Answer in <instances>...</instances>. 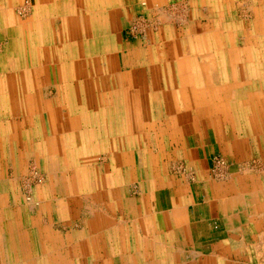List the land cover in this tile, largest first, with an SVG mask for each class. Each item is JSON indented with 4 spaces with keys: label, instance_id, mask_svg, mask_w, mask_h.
<instances>
[{
    "label": "rangeland",
    "instance_id": "1",
    "mask_svg": "<svg viewBox=\"0 0 264 264\" xmlns=\"http://www.w3.org/2000/svg\"><path fill=\"white\" fill-rule=\"evenodd\" d=\"M78 1L77 8L84 14L77 16L89 17L88 13L93 11L90 0ZM127 1L129 13L121 17L120 30L115 32L117 38L108 36L112 30L107 28L113 23L98 28L96 21L89 18L86 23L60 20L54 24L58 40L68 42L66 47L33 46L31 42L18 46L15 31L8 34L0 30V55L6 64L0 67V264H116L112 251H127L129 245L113 247L111 220L121 218L128 225L133 213L144 209L148 189L144 191L142 179L147 172L159 179L161 173L195 175L182 162H167L161 155L150 166L147 152L144 154L147 147L155 153L168 150L166 143L161 142L165 139L160 132L163 125L158 118L160 111L152 110L149 114L151 109L147 111L141 102L148 96L142 89L150 84L165 87L167 80L171 85L178 84L180 80L174 75L177 65L170 64L165 52L174 46L179 52L196 57L200 30L195 27L208 20L196 14L198 4L194 0H154L153 7H147L145 0ZM251 1L254 0H249L250 4ZM27 2L30 0L22 2L20 14L25 20H29L34 6L31 0L32 5L25 7ZM247 2L240 0L241 5ZM254 4L264 11V0ZM239 8L234 5L230 12L224 10L216 22L224 25L232 18L235 34L254 37L256 32L251 25L249 30L242 29L252 23L254 11L242 14ZM263 20L264 15L260 16V21ZM2 25L5 24L0 23V28ZM88 26L93 30L88 32ZM68 32L80 38H75L78 44L69 43L73 39ZM173 36L178 37L176 43ZM256 39L250 42L255 56L258 51L264 52V42L260 39L261 45L256 46ZM108 40L118 48H106ZM208 45L204 50L214 52L223 46L214 42ZM204 57L199 62L206 70L208 60ZM263 65L264 61H250L249 73L254 75L256 67L263 70ZM217 67H222L221 60L217 61ZM247 80L245 90L257 100L250 106L262 116L263 106L259 105L261 110L257 107L260 97L251 91L263 87L264 78L249 75ZM138 86H142V92ZM16 101L22 104L14 109L7 106V102ZM2 126H7L11 134L8 142L1 138ZM221 154L213 156L210 169L215 178L224 179L230 175V162L223 167L224 173H214L221 170L215 169V157ZM256 161L252 159V164ZM131 203H135L134 208ZM122 257L128 259L127 254Z\"/></svg>",
    "mask_w": 264,
    "mask_h": 264
},
{
    "label": "crops",
    "instance_id": "2",
    "mask_svg": "<svg viewBox=\"0 0 264 264\" xmlns=\"http://www.w3.org/2000/svg\"><path fill=\"white\" fill-rule=\"evenodd\" d=\"M37 1L34 0V3L37 4ZM43 1L46 5L42 8L47 7V13L50 11L51 16L47 14V17L56 15V22L78 21L81 15H77L84 14L77 8L78 0ZM53 2L57 3L53 5ZM89 4L93 11L88 13L89 17L87 14L79 17L80 21L84 20L86 23L88 18L95 20L98 28H102L106 23H113L107 28L112 30L108 36L117 38L115 32L120 30L118 27L122 15L129 13L130 2L90 0ZM73 16L76 18H72ZM54 24L51 29L58 39ZM2 26L4 27L0 30H6L8 34L14 30L11 26ZM89 30L92 31L93 27L88 26L87 31ZM46 32L52 35L51 32ZM68 34L70 35L69 32ZM101 36L105 38V35ZM71 37L74 42L69 43L78 44L75 38L79 37L75 34ZM61 43L63 42L59 44ZM208 44L209 47L213 45L211 41H208ZM258 44L261 45L257 43V46ZM116 48L118 47L115 46ZM205 52L208 68L213 67V64L217 67V61L220 59L213 57L215 60L212 61L209 57L214 55V51ZM256 59L259 62L264 61V57L258 55L246 57L244 60L249 63ZM190 61L193 63L191 68L197 70L194 74L192 69L175 72L174 75L180 78L176 88L173 87L175 85L166 84L165 87L152 89L156 87L152 84L145 85L142 91L148 94L145 100L149 105L146 101L141 102L145 104L147 111L151 109L149 114H152V110L160 111L158 118L163 122L160 132L165 139L161 142L166 143L165 148L168 150L166 153H155L147 147L144 154L147 152L146 158L150 166L152 167L154 159L160 158L158 155H161L162 158H167V162H182V165L195 175L192 177L186 172L178 176L161 173L159 179L153 177L152 172H147L146 177L142 179L144 191L148 189V195L142 205L144 209L139 213L134 212L128 225L122 223L121 218L111 220V235L115 238L113 247L117 249V244L129 245L127 251H112L116 264H122L124 261L126 264H264V107L261 116V113L250 106L256 97L253 95L250 98L245 90L249 75L264 78V65L263 70L256 67L254 75L249 73L248 67L246 74L242 72L239 76L233 72H223L221 68H218V73H211L200 69V62L197 63V60ZM191 77L200 79L196 82ZM213 78L218 82L215 86ZM226 78H229L230 82ZM223 83H227L226 89H221ZM139 91L142 92L141 89ZM255 92L260 97L257 107L259 108L260 104L264 106V86L252 89L251 94ZM205 120L209 123L206 124ZM152 139L158 141L157 137ZM217 152L227 157L232 168L230 175L224 179L215 178L211 174V161ZM252 159H258L257 164H252ZM164 164L162 163V166ZM134 204L130 205L134 208ZM116 239L120 240L116 242ZM123 254H127L128 259L122 257Z\"/></svg>",
    "mask_w": 264,
    "mask_h": 264
},
{
    "label": "bare ground",
    "instance_id": "3",
    "mask_svg": "<svg viewBox=\"0 0 264 264\" xmlns=\"http://www.w3.org/2000/svg\"><path fill=\"white\" fill-rule=\"evenodd\" d=\"M26 0H0V23H4L6 25V27H13V31H15L16 33V40H17V45L18 46H26L29 45L30 42L33 44V46H44V43H49L48 45H55V46H67V43H61L59 44V40L57 39L54 31L51 29V26L53 23H56V18L57 16L54 15L52 17H47V14L49 15L50 11H48L46 8L44 7L42 8V6H45L46 3L43 0H38L37 4L34 3L33 6V10L31 13V16L29 17V20H25L23 19L20 14L23 13L22 9L24 7V3ZM257 0L251 1L252 4L249 3H243V5L240 4V0H194V2H197V7L195 8V12L198 15H201V19H207L208 22L203 23V21H200V23L197 24V26L195 27L196 29H198V32L200 30V32L197 34V44L198 45V53L196 57H191L190 54L188 53H181L179 52L174 46H169L170 49H167V51L165 52L167 56L166 58L168 59L169 62H171L170 64L177 65V68H175L174 70V74L175 72H180L182 71H188V69H192V62L190 60H197V63L199 62V60H203L200 59L201 57H204L206 54L205 50H204V44L206 43V45L208 44V41H211L212 43H222L223 46L222 48H219L218 52H214V55H209L210 59L212 61H214L215 59H213V57L219 58L222 62V67L221 69L223 70V72L229 71L230 73L233 72V74H239V76H241V73H245L248 70V67L250 68V66H248L247 61H245L244 59L246 57H253L255 55H253L252 53V49H250V46H252V43L250 44V42H253V40L255 38H257L256 42L259 43L260 39L261 41L264 42V33L262 32L264 30V20L263 22L260 21V16L264 15V11L261 7L255 6L256 4H254ZM261 2L263 0H260ZM48 2V1H47ZM50 2V0H49ZM154 2V0H145V4H147V7H151L152 3ZM112 3V2H111ZM159 3V2H158ZM172 3V2H171ZM259 3V2H258ZM29 5H32L31 0L30 3L27 2V4L25 5V7H28ZM75 5V4H74ZM119 5V4H118ZM176 5V4H175ZM235 5V8H239L238 6H240L239 11L243 14V13H249V11H254L252 14L254 15V18L251 24H244L245 26L242 29L245 30H249V25H251L253 28L252 30L254 32H256V35H254V37H250L249 35H246V33H242V35H238L235 34L234 29L235 26L233 24V20L232 18H230V21H228L227 23H225L224 25L218 24V22H216L217 20V16H220L221 13L224 12V10H227V13L230 12V9L232 10V7ZM80 6V5H78ZM90 6V5H89ZM145 6V5H144ZM168 6H171L168 5ZM200 6H202V8H200ZM153 7V6H152ZM175 7V6H174ZM183 7V6H182ZM181 7V8H182ZM49 8V7H48ZM145 8V7H144ZM162 8V7H161ZM170 8V7H169ZM168 8V9H169ZM27 9V8H25ZM82 9V7H81ZM101 9V8H100ZM107 9V8H106ZM122 9V8H121ZM159 9V8H158ZM167 9V8H166ZM165 9V11H166ZM172 9V8H171ZM77 10V9H76ZM75 10V11H76ZM79 10V9H78ZM77 10V11H78ZM161 10V9H160ZM173 10V9H172ZM175 10H177V8H175ZM182 10V9H181ZM24 11V10H23ZM171 11V10H170ZM169 11V12H170ZM193 11V12H194ZM160 12V11H159ZM26 13V12H25ZM139 13V12H138ZM161 13V12H160ZM164 13V12H163ZM173 13V12H172ZM176 13V12H175ZM53 14V13H52ZM119 14V13H118ZM121 14V13H120ZM144 14V13H143ZM162 14V13H161ZM177 14V13H176ZM188 14V13H187ZM250 14V15H252ZM61 15V14H60ZM59 15V16H60ZM136 15V14H135ZM170 15V14H169ZM168 15V16H169ZM178 15V14H177ZM180 15V14H179ZM183 15V14H182ZM51 16V15H49ZM116 16V15H115ZM140 16V15H139ZM157 16H159L157 14ZM156 16V17H157ZM163 14L160 16L162 19ZM165 16H167L165 14ZM171 16V15H170ZM187 16V15H186ZM192 16V15H191ZM56 17V18H55ZM63 17V16H60ZM81 17V16H79ZM78 17V21H80ZM83 17V16H82ZM121 17V16H120ZM147 17V16H146ZM155 17V16H154ZM153 17V18H154ZM28 18V17H27ZM72 18H76V17H72ZM139 18V17H138ZM143 18V17H142ZM159 18V17H157ZM171 18V17H170ZM187 18V17H186ZM185 18V20H186ZM61 19V18H60ZM83 19V18H82ZM146 19V18H145ZM166 19V18H165ZM173 19V18H172ZM112 20V19H111ZM159 20V19H158ZM75 21V20H74ZM134 21V20H133ZM145 21V20H144ZM157 21V20H156ZM174 21V20H172ZM176 21V20H175ZM180 21V20H179ZM245 20H243L244 22ZM250 21V20H249ZM77 22V21H76ZM75 22V23H76ZM136 22V21H135ZM187 22V21H186ZM253 22H255L256 25H252ZM137 23V22H136ZM185 23V22H184ZM216 26H215V24ZM263 23V24H260ZM92 24V23H91ZM141 24V23H140ZM139 24V25H140ZM195 24V23H194ZM77 25V23H76ZM89 25V24H88ZM142 25V24H141ZM171 24H169L170 26ZM136 26V25H135ZM144 27V26H142ZM176 27V26H175ZM85 28V27H84ZM155 28V26H154ZM192 28V26H191ZM9 30V29H8ZM159 30V29H158ZM251 30V31H252ZM256 30V31H255ZM46 31L51 32L52 35H49ZM177 31V30H176ZM45 32V35H43V33ZM115 32V31H114ZM13 33V32H12ZM11 33V35H12ZM14 33V34H15ZM178 33V32H177ZM195 33V32H194ZM4 34V33H3ZM81 34V33H80ZM160 34V33H159ZM176 34V33H175ZM7 35V34H6ZM120 35V34H119ZM167 35V32H166ZM194 35V34H193ZM10 36V35H9ZM83 36V35H82ZM178 36V35H177ZM12 37V36H11ZM119 37V36H118ZM6 38V37H5ZM172 41H174L176 43V39L178 37H172ZM195 38V37H193ZM80 39V38H79ZM148 39V38H147ZM163 39V38H162ZM209 39V40H208ZM31 40V41H30ZM37 40V41H35ZM156 40V39H155ZM161 40V39H160ZM157 41V40H156ZM206 41V42H205ZM74 42V41H73ZM72 42V43H73ZM178 42V41H177ZM196 42V41H195ZM58 43V44H57ZM71 43V44H72ZM106 48L108 49H114L115 46L114 44H111V42H106ZM12 44V43H11ZM205 45V46H206ZM259 45V44H258ZM209 46V45H208ZM243 46V47H242ZM257 46V45H256ZM218 47V46H217ZM18 48V47H17ZM2 49V48H0ZM67 49V48H66ZM197 49V50H198ZM210 49V48H209ZM258 49V48H257ZM123 50V49H122ZM157 50V49H156ZM26 51V50H25ZM111 51V50H110ZM211 51V50H210ZM13 52H16V49L14 48ZM186 52V51H185ZM262 52L263 50H261L260 52L258 51V56H262ZM104 53V52H103ZM20 55V54H19ZM18 55V56H19ZM49 55V54H48ZM99 55V54H98ZM104 55V54H103ZM119 55V54H118ZM45 56V55H44ZM68 56V55H67ZM218 56V57H217ZM51 57V56H50ZM79 58V57H78ZM160 59V58H159ZM205 59V57H204ZM207 59V58H206ZM102 60V59H101ZM217 60V59H216ZM35 61V60H34ZM50 61V60H49ZM13 62V61H12ZM22 63V62H21ZM112 63V62H111ZM154 63V62H153ZM19 64V63H18ZM133 64V63H132ZM205 64V63H204ZM35 65V64H34ZM37 65V64H36ZM35 65V66H36ZM41 65V64H40ZM105 65V64H104ZM112 65V64H111ZM158 65V64H157ZM214 66L211 68H208L206 70H208L209 72H213V73H218V67H216L215 64H213ZM6 66L3 57L0 55V67L4 68ZM78 65H75V68ZM103 66V65H102ZM113 66V65H112ZM14 67V66H13ZM20 67V65H19ZM154 67V66H153ZM182 67V69H181ZM109 68V67H108ZM172 68V67H171ZM206 68V67H205ZM148 69V68H147ZM181 69V70H180ZM185 69V70H184ZM202 69V68H200ZM14 70V69H13ZM46 70V69H45ZM150 70V69H149ZM194 70V71H193ZM196 69H192V73L194 74ZM78 71V70H77ZM136 71V70H135ZM197 71V70H196ZM199 71V70H198ZM237 71V72H236ZM47 72V71H46ZM87 72V71H86ZM122 72V71H121ZM200 72V71H199ZM191 73V72H189ZM203 73V72H202ZM16 74V73H15ZM14 74V75H15ZM54 74V73H53ZM95 74V73H94ZM105 74V73H104ZM196 75V74H195ZM155 76V75H154ZM262 76V75H261ZM13 77V76H12ZM135 77V76H133ZM15 78V77H14ZM109 78V77H108ZM140 78V77H139ZM173 78V77H172ZM187 78V77H186ZM205 78V77H204ZM216 78V77H215ZM215 78H213L214 80V86L218 84V82H216ZM242 78V77H241ZM180 79V78H179ZM192 79V77H191ZM200 78H194L192 79L193 81L199 80ZM208 79V78H207ZM229 82V78H226ZM15 80V79H14ZM13 80V81H14ZM57 80V79H56ZM112 80V79H111ZM177 80V79H175ZM190 80V79H189ZM202 80V79H201ZM16 81V80H15ZM24 81V80H23ZM212 81V80H211ZM25 82V81H24ZM208 82V81H207ZM15 83V82H14ZM189 83V82H188ZM248 83V81H247ZM167 86L171 85L170 80L166 81ZM191 84V83H190ZM213 84V82H212ZM222 84V83H221ZM224 85L220 86L221 89H226L225 86L227 83H223ZM229 84V83H228ZM238 84V83H237ZM158 85V84H157ZM175 85V84H173ZM171 85V86H173ZM15 86V85H14ZM113 86V85H112ZM177 85L173 86L176 88ZM183 86V85H182ZM200 86V85H199ZM210 86V83H209ZM246 86V85H245ZM20 87V85H19ZM54 87V86H53ZM69 87V86H68ZM139 87V86H138ZM154 87V86H153ZM187 87V86H186ZM217 87V86H216ZM25 88V87H24ZM112 88V87H111ZM141 87H139V89H141ZM161 88V87H160ZM172 88V87H171ZM26 89V88H25ZM70 89V88H69ZM116 89H118L116 87ZM152 89H157L156 88H152ZM204 89V88H203ZM15 90V89H14ZM46 90V89H45ZM176 90V89H174ZM56 91V90H55ZM70 91V90H69ZM170 91V90H169ZM171 92V91H170ZM183 92V91H182ZM218 92V91H217ZM223 92V91H222ZM16 93V91H15ZM18 93V92H17ZM186 93V92H185ZM254 94V93H253ZM18 95V94H17ZM168 95V94H167ZM211 95V94H210ZM218 95V94H217ZM224 96V95H222ZM8 97V96H7ZM27 97V96H26ZM209 97V96H208ZM1 98V97H0ZM172 98V97H171ZM185 98V97H184ZM212 98V97H211ZM230 98V97H229ZM188 99V98H187ZM208 99V98H207ZM19 100V99H18ZM221 100V99H220ZM2 101V99H1ZM14 101V100H13ZM22 101V100H21ZM186 101V100H185ZM210 101V100H209ZM217 101V100H216ZM225 101V100H224ZM215 102V101H214ZM6 103V102H5ZM210 103V102H209ZM4 104V102H3ZM2 104V107H4V105ZM22 104V102L20 103V101H16V102H7V106H12L13 109L17 107V105ZM198 106V105H197ZM262 106V105H261ZM264 107V106H263ZM173 108V107H172ZM227 108V107H226ZM18 110V109H17ZM211 111V109H210ZM227 112V111H226ZM216 114V113H215ZM247 115V114H246ZM254 116L256 117L257 115L254 114ZM170 117V116H169ZM202 118V117H201ZM203 119V118H202ZM204 121V120H202ZM176 122V121H175ZM209 123V122H208ZM1 127V126H0ZM204 127V126H203ZM211 127V126H210ZM32 128V127H31ZM206 130V129H204ZM208 130V129H207ZM206 130V131H207ZM4 131V133L1 135V138L8 142L11 134L9 133L7 126H2V130ZM164 131V130H163ZM162 131V132H163ZM1 133V132H0ZM150 133V132H148ZM209 133V132H208ZM217 135V134H216ZM249 136V135H248ZM31 138V137H30ZM218 138V137H217ZM150 139V137H149ZM35 140V139H34ZM52 140V139H51ZM172 140V139H171ZM251 140V139H250ZM53 141V140H52ZM220 141V140H219ZM204 145V144H203ZM100 146V145H99ZM153 146V145H152ZM4 147V146H3ZM129 147V145H128ZM153 148V147H152ZM172 148V147H171ZM106 155V154H105ZM139 156V154H138ZM221 157L225 160V164L223 166H221V170L214 172L217 175H220L223 172V167L226 168V165L228 164V160L227 157H225L223 154H221ZM258 157V156H257ZM60 158V157H59ZM183 160V159H182ZM258 160V159H256ZM262 161V160H261ZM33 162V161H32ZM234 162V161H233ZM243 162V161H242ZM248 162V160H247ZM254 163V162H253ZM42 164V163H41ZM181 164V163H180ZM245 164V163H244ZM250 164V163H249ZM257 164V163H256ZM107 165V164H106ZM174 165V164H173ZM248 165V164H247ZM171 166V165H170ZM180 166V165H179ZM240 166V165H239ZM250 166V165H249ZM32 167V165H31ZM175 167V166H174ZM256 167V166H255ZM258 168V167H257ZM217 169V168H215ZM232 169V168H230ZM259 169V168H258ZM238 170V169H237ZM250 170V169H249ZM32 171V170H31ZM183 171V170H182ZM245 172V171H244ZM250 172V171H248ZM253 172V171H252ZM37 175V174H36ZM189 175V174H187ZM31 176V175H30ZM191 176V174L189 175ZM226 176V175H224ZM256 176V175H255ZM216 177V176H214ZM219 177V176H218ZM34 178V177H33ZM241 178V177H240ZM37 180V179H36ZM258 180V179H257ZM32 181V180H31ZM200 181V180H199ZM225 181V180H224ZM134 183V182H133ZM190 183V182H189ZM240 183V182H239ZM238 183V184H239ZM252 183V182H251ZM105 184V183H104ZM130 185V184H129ZM235 185V184H234ZM243 186V185H242ZM28 187V186H27ZM26 187V188H27ZM130 187V186H129ZM242 188V187H241ZM94 189V188H93ZM103 189V188H101ZM133 189V188H132ZM160 189V188H159ZM175 189V188H174ZM172 190V189H171ZM27 191V190H26ZM141 191V190H140ZM159 191V190H158ZM163 192V191H162ZM241 192V191H240ZM166 193V191H165ZM167 194V193H166ZM165 194V195H166ZM160 195V194H159ZM77 196V195H76ZM153 201V200H152ZM173 203V202H172ZM175 204V203H174ZM154 205V204H153ZM174 206V205H173ZM189 207V206H188ZM167 208V207H166ZM237 210V209H236ZM62 211V210H61ZM239 212V211H238ZM261 213V212H259ZM255 214V213H253ZM262 214V213H261ZM222 215V214H221ZM1 216V215H0ZM189 216V215H188ZM262 216V215H261ZM202 217V216H201ZM216 217V216H215ZM218 217V216H217ZM225 217V216H224ZM43 218V217H42ZM141 218V217H140ZM223 220V219H222ZM11 221V220H10ZM13 221V220H12ZM43 222V221H42ZM144 223V222H143ZM13 225V224H12ZM142 225V224H141ZM24 226V225H23ZM144 226V225H143ZM151 227V226H150ZM34 228V226H33ZM171 228V227H170ZM185 228V227H184ZM183 228V229H184ZM12 229V228H11ZM117 229V228H116ZM249 229V228H248ZM36 230V229H35ZM143 230V229H142ZM171 231V230H170ZM227 231V230H226ZM235 231V229H234ZM258 231V230H257ZM151 232V231H150ZM168 232V231H167ZM264 232V231H263ZM187 233V232H186ZM239 233V232H238ZM114 234V233H113ZM230 235V234H229ZM236 235V234H235ZM242 235V234H241ZM167 236V235H166ZM242 237V236H241ZM262 237V236H261ZM35 239V238H34ZM175 239V238H174ZM242 239V238H240ZM261 239V238H260ZM264 239V238H263ZM262 239V240H263ZM112 240V239H111ZM236 240V239H235ZM234 240V241H235ZM117 242V241H116ZM170 242V241H169ZM228 242V241H227ZM236 243V242H235ZM238 243V242H237ZM245 243V242H243ZM225 244H226V240H225ZM246 244V243H245ZM142 245V244H141ZM165 245V244H164ZM161 246V245H160ZM263 245H261L262 247ZM37 247V246H36ZM260 248V247H259ZM260 250V249H259ZM258 250V251H259ZM118 251V250H117ZM166 251V250H165ZM72 253V252H71ZM165 253V252H164ZM213 253V252H212ZM211 253V254H212ZM260 253V252H259ZM8 254V253H7ZM198 254V253H197ZM217 254V253H216ZM160 255V254H159ZM220 255V254H218ZM161 256V255H160ZM164 256V255H163ZM167 256V255H166ZM264 256V255H263ZM263 258V257H262ZM99 259V258H98ZM167 260V258H165ZM193 259V258H192ZM230 259V258H229ZM107 262V261H106ZM11 263V262H10ZM168 263V262H166ZM96 264V263H95ZM101 264V263H100ZM107 264V263H106ZM158 264V263H157Z\"/></svg>",
    "mask_w": 264,
    "mask_h": 264
},
{
    "label": "built area",
    "instance_id": "4",
    "mask_svg": "<svg viewBox=\"0 0 264 264\" xmlns=\"http://www.w3.org/2000/svg\"><path fill=\"white\" fill-rule=\"evenodd\" d=\"M215 159H216V161H217V163H216V168H217V169H220L221 166H223V165L225 164V160L221 157V155H220V156L217 155V156L215 157Z\"/></svg>",
    "mask_w": 264,
    "mask_h": 264
}]
</instances>
